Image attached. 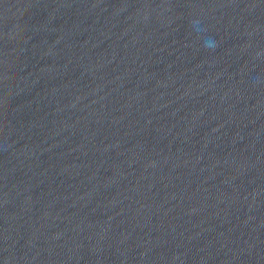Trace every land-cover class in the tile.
<instances>
[{
    "label": "water",
    "instance_id": "1",
    "mask_svg": "<svg viewBox=\"0 0 264 264\" xmlns=\"http://www.w3.org/2000/svg\"><path fill=\"white\" fill-rule=\"evenodd\" d=\"M0 264H264V0H0Z\"/></svg>",
    "mask_w": 264,
    "mask_h": 264
}]
</instances>
